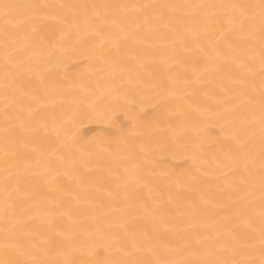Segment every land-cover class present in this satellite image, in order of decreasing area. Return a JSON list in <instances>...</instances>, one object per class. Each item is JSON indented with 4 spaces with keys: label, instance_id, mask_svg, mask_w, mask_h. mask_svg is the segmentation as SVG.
I'll list each match as a JSON object with an SVG mask.
<instances>
[{
    "label": "bare ground",
    "instance_id": "bare-ground-1",
    "mask_svg": "<svg viewBox=\"0 0 264 264\" xmlns=\"http://www.w3.org/2000/svg\"><path fill=\"white\" fill-rule=\"evenodd\" d=\"M0 264H264V0H0Z\"/></svg>",
    "mask_w": 264,
    "mask_h": 264
}]
</instances>
